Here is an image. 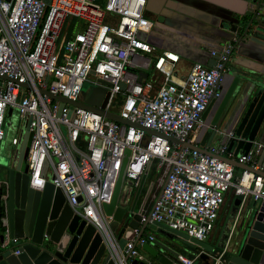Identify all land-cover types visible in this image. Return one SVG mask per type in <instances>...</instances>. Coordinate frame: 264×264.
<instances>
[{"label": "built area", "instance_id": "obj_1", "mask_svg": "<svg viewBox=\"0 0 264 264\" xmlns=\"http://www.w3.org/2000/svg\"><path fill=\"white\" fill-rule=\"evenodd\" d=\"M146 5L147 0H0V155L5 122L16 114L28 126L29 188L41 191L51 183L74 215L105 236L109 218L103 205L111 203L122 169L124 180L138 187L156 161L160 192L140 226L163 225L203 243L227 194L240 200L239 211L250 199L264 203L258 162L264 145L254 140L234 158L246 167L238 173L221 159H233L226 142L190 147H197L194 135L203 126V113L221 98L232 43L210 51L215 65L195 63L186 79L177 81L179 56L147 42L154 23L145 17ZM67 18L69 30L60 38ZM79 20L82 29L73 32ZM146 71L151 77L139 82ZM91 78L92 86L106 90L98 111L70 104L81 103L79 94ZM20 131L13 128L11 147L19 148ZM236 221L212 264H225ZM155 240L136 232L115 253L114 264L145 261L140 249ZM201 254H178L172 264H194Z\"/></svg>", "mask_w": 264, "mask_h": 264}, {"label": "water", "instance_id": "obj_2", "mask_svg": "<svg viewBox=\"0 0 264 264\" xmlns=\"http://www.w3.org/2000/svg\"><path fill=\"white\" fill-rule=\"evenodd\" d=\"M8 1V0H6ZM49 4L50 0H42ZM264 3L253 0L248 12L250 20L242 27L237 26L233 31L237 36L236 45L252 46L257 51L264 50ZM256 51V50H255ZM216 58L208 67L215 65ZM227 65V64H226ZM225 73L233 78L222 103L220 104L210 126L206 128L204 136L192 148H203L218 137L226 136L228 153L233 159L221 158L234 168L246 167L236 162L237 158L246 153L252 142L260 134L264 137V76L248 73L236 68H227ZM146 74H139V82L146 78ZM224 76V75H223ZM124 88V86H122ZM106 94L104 89H96V95L88 103H70L65 99H58L63 103H70L77 107L98 111L101 100ZM212 101L202 115V120L211 109ZM110 120L127 124L126 121L111 114H106ZM5 133L7 127L4 128ZM232 133V138L227 134ZM223 138V137H222ZM28 126L22 136L15 163L7 162L6 194L3 196V213H0V264H114L113 257L124 249L127 242L138 236L146 237L144 231L148 225L140 226L143 207L150 195V186L142 205L136 210L138 196L144 184L145 176L140 180L135 198L130 205L119 203L124 172L119 174L110 204L103 205V214L109 220L104 221L105 236L92 225L87 224L66 203L61 190L46 183L44 188L33 190L28 185V167L26 157L28 152ZM200 150V149H199ZM264 156V150L258 160ZM149 165L145 171L147 172ZM261 168L264 169L262 166ZM264 176V172L259 171ZM118 204H120L118 206ZM235 211L229 228L224 230L219 247L222 249L227 237L236 221L231 244L227 250L230 255L226 264H264V203H254L252 208L243 207L239 211L240 200L234 201ZM108 222V223H107ZM149 228L163 234L167 239H180L197 248L212 253L214 249L205 243L188 238L185 234L172 231L169 228L151 224ZM19 242L14 244L13 240ZM146 260L152 264H172L178 253L170 246L158 241L146 243L141 247ZM15 252H18L15 254ZM205 255V254H204ZM132 261V264H148V261Z\"/></svg>", "mask_w": 264, "mask_h": 264}, {"label": "crops", "instance_id": "obj_3", "mask_svg": "<svg viewBox=\"0 0 264 264\" xmlns=\"http://www.w3.org/2000/svg\"><path fill=\"white\" fill-rule=\"evenodd\" d=\"M252 1L253 0H147L145 17L154 23V28L148 36L147 42L156 47L158 52L169 51L179 56V63L174 69V76L177 81L185 80L195 63H200L208 67L209 64L213 63V59L210 57V51L213 49L219 50L229 42L233 45V51L227 63V68H236L248 73L264 76V50L257 51V49L252 46L236 45L237 36L233 33V31H237V26L242 27L250 20L251 14L248 12V9ZM262 2L264 3V0H262ZM143 74L147 75L146 78H143L145 80L151 77L152 72L146 71L143 72ZM232 80L233 78L226 72L223 76L221 98L214 102L203 121V126L198 129L194 135L197 145L201 142L206 128L210 126ZM261 137L260 135V139L255 140L264 145V137ZM225 141V138L218 137L217 140L212 141L211 145H220ZM8 145L10 146L9 142ZM8 145L5 144L8 148L7 152L10 155V151L15 149V147H8ZM16 148L18 150V147ZM262 166L264 167V156L261 160L260 167ZM235 169L237 173L241 170L238 168ZM156 172V161H153L144 174V184L136 204V210H138L152 185L150 195L143 207V213H147L150 210L153 198L160 192L162 179L158 172L159 175L155 174V177H153L152 174ZM137 190L138 187H135L130 181L123 180L118 199L119 203H128V205H130L135 198ZM235 199L236 197H234L232 193L226 195L225 204L219 212L216 225L220 220V222H223L225 214L228 213L230 209L232 210V214L234 213ZM250 203L254 204L255 202L250 199L244 206ZM119 205L120 204H118V206ZM147 235H153L156 239L155 241H160L171 247V245L159 240L151 231L148 232ZM213 236L214 234L212 232L211 236L203 243L208 247L214 248ZM194 250L195 251L191 252V254H188V257L192 258L195 256V253L199 254L201 251L205 254H201L194 264H212L211 257L216 252L213 251L209 253L197 247H195ZM140 253L144 257H147L141 249ZM177 253L180 254L179 252ZM229 258L230 255L228 254L224 256L225 264ZM152 264H155V262H152Z\"/></svg>", "mask_w": 264, "mask_h": 264}, {"label": "rangeland", "instance_id": "obj_4", "mask_svg": "<svg viewBox=\"0 0 264 264\" xmlns=\"http://www.w3.org/2000/svg\"><path fill=\"white\" fill-rule=\"evenodd\" d=\"M103 1V0H101ZM69 23H70V19L67 18L65 20V23L61 29V33H60V38L61 36L64 34V32L68 31L69 30ZM82 25H83V21H77V27L75 28V30H73V32H77L79 30L82 29ZM72 32V33H73ZM89 82L90 83H85V85L82 87V90L79 94V101L81 103H86L88 104L92 99L93 97H95L96 95V88L94 86H92L91 83H94V80L91 78L89 79ZM116 112V111H115ZM10 123V126L11 128L9 129V131L7 130L6 133L7 134V138L5 140V143L3 144V147H2V152H1V155H0V184H2L4 181H5V178L7 176V162H9V159L8 158H11L10 155L8 154L7 152V147L5 146V144L8 145V141H9V138L13 135V128H18V129H21L19 135L20 137L23 136L25 130H26V126H27V121H21L19 120L18 118H16V114H13L11 119L8 121V119L6 120L5 124H7L5 127L8 126V124ZM260 139V134L257 135L256 137V140H259ZM8 147H10L8 145ZM13 157L14 159L17 158L18 156V150L14 151L13 152ZM154 172V171H153ZM155 174L156 175H159L157 172L152 174L153 177H155ZM150 203H151V200L149 199ZM253 204L250 203L249 205H246L245 207H247L248 209L252 208ZM232 218H233V214H232V210L230 209L228 213L225 214V218L223 220V222H220L218 221L214 231H213V238H214V252H219L221 250V248L219 247V244H220V241L223 237V234H224V230L229 228L230 226V222L232 221ZM223 219V218H222ZM152 232L159 240L171 245V248L175 249L177 252H179L180 254H183V255H187L188 254H191V252L195 251L194 248L195 246L194 245H191L190 243H187V242H183L181 241L180 239H177V238H174V239H167L164 237L163 234H160V233H157V232H154L152 231L150 228H149V225L146 227L145 231H144V234H148V232ZM158 243L160 244H163L162 242L158 241ZM165 245V244H164ZM215 253V254H216ZM155 264H157V262H155Z\"/></svg>", "mask_w": 264, "mask_h": 264}, {"label": "flooded vegetation", "instance_id": "obj_5", "mask_svg": "<svg viewBox=\"0 0 264 264\" xmlns=\"http://www.w3.org/2000/svg\"><path fill=\"white\" fill-rule=\"evenodd\" d=\"M234 43H235V41H234ZM232 51H233V45H232ZM232 51H231V54H232ZM231 54H230V56H231ZM230 58V57H229ZM228 62H229V60H228ZM227 62V63H228ZM226 63V64H227ZM227 66V65H226ZM17 150V148L15 147V149H13V150H11L10 151V157L11 158H8L9 159V162L10 163H15L14 161H16V159H14V157H13V152L14 151H16ZM6 194V184L5 183H3L2 185H0V206H3V204H4V200H3V196Z\"/></svg>", "mask_w": 264, "mask_h": 264}, {"label": "trees", "instance_id": "obj_6", "mask_svg": "<svg viewBox=\"0 0 264 264\" xmlns=\"http://www.w3.org/2000/svg\"><path fill=\"white\" fill-rule=\"evenodd\" d=\"M0 213L2 214L3 213V209H2V207L0 206ZM1 222H0V229H1Z\"/></svg>", "mask_w": 264, "mask_h": 264}]
</instances>
